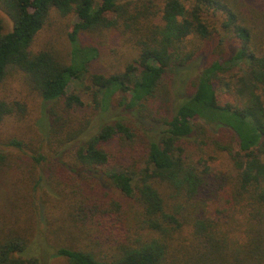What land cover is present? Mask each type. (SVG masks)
Instances as JSON below:
<instances>
[{
	"label": "trees",
	"instance_id": "1",
	"mask_svg": "<svg viewBox=\"0 0 264 264\" xmlns=\"http://www.w3.org/2000/svg\"><path fill=\"white\" fill-rule=\"evenodd\" d=\"M0 8L12 22L7 31L0 18V84L23 72L49 103L51 139L59 148L75 142L72 163L60 156L58 164L77 179L97 180V191L107 185L119 190L147 231L114 240L120 242L109 255L68 245L53 249L57 257L67 264H264V0H0ZM53 11L77 18L65 56L31 49ZM104 28L120 31L137 51L122 72L91 71L100 50L81 36ZM214 39L215 57L171 111L165 79H173ZM74 82L87 90L95 111L106 113L99 129L82 140L92 118L71 117V110L85 107L80 93L68 92ZM223 93L230 98L221 99ZM117 95L123 111L144 126L146 147L143 165L124 171L108 170L113 155L106 146L136 142L139 134L114 112ZM22 108L0 98V121ZM223 130L235 135L236 148L215 138ZM191 143L227 151L235 174L213 173L211 157L196 158ZM8 144L26 152L16 138ZM9 156L0 150V168L11 167ZM30 158L35 164L48 159L42 152ZM122 207L113 198L108 207L96 202L91 211L129 227ZM34 250L25 234L0 232V264H43Z\"/></svg>",
	"mask_w": 264,
	"mask_h": 264
},
{
	"label": "rangeland",
	"instance_id": "2",
	"mask_svg": "<svg viewBox=\"0 0 264 264\" xmlns=\"http://www.w3.org/2000/svg\"><path fill=\"white\" fill-rule=\"evenodd\" d=\"M0 18L4 29L11 30V18L1 8ZM75 21V15L62 16L53 11L44 28L37 34L31 49L36 52L50 48L65 56L70 49L68 34ZM81 38L84 41L92 40L100 50L99 57L91 65V71L107 74L122 72L137 53L133 43L127 41L116 29L104 28L85 32ZM216 41L217 39L206 42L198 56L184 70L173 79H165V84L168 85V107L171 111L174 112L179 101L191 93L193 81L215 57ZM85 82L89 84L88 80ZM72 91L81 94L85 107L71 110V117L75 119L78 115L92 118V126L80 138L82 140L99 129L106 113L102 114L93 109L91 97L81 83H72L68 92ZM0 98L10 102L18 101L23 105L22 112L8 115L0 121V150L9 153L13 161L11 167L0 168V232L17 230L30 237L35 244L34 252H37L43 264H67L66 260L55 255L53 249L56 247L79 245L104 256L109 255L120 242L114 240L128 236L134 239L147 233L139 221L135 220V215L129 212L127 207L130 203L119 190L107 185L108 187L97 191V180L77 179L68 169L58 164L56 157L60 156L64 161L72 163L69 150L73 149L75 142L60 149L51 139L47 111L49 103L32 88L23 72H14L0 84ZM226 98L230 97L223 93L221 99ZM119 101L117 95L113 102L114 112L134 124L139 137L136 142L124 143L116 140L106 146L113 155L112 163L107 167L110 171H124V168L134 164L140 167L146 154L142 132L144 126L132 114L123 111ZM63 106L61 102L60 108ZM214 136L223 144L237 147L235 135L229 130L220 131ZM13 138L23 142L25 153L8 144ZM188 148L196 158L211 157L208 163L213 173L235 174L236 169L227 151H221L213 144L201 149L196 143H191ZM37 152H42L51 160L35 164L30 157ZM39 178L42 181L38 185ZM161 191L165 195L169 193L165 185L161 186ZM113 198L123 202L121 212L123 211L122 216L129 217V227L123 226L119 220L114 221L99 215L96 217L91 211V206L96 202L104 209ZM207 209L215 215L212 204Z\"/></svg>",
	"mask_w": 264,
	"mask_h": 264
}]
</instances>
